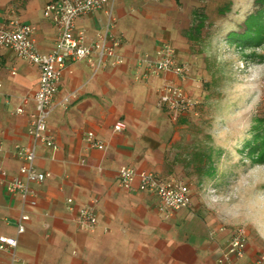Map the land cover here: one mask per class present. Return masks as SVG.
I'll use <instances>...</instances> for the list:
<instances>
[{
	"label": "crops",
	"instance_id": "obj_1",
	"mask_svg": "<svg viewBox=\"0 0 264 264\" xmlns=\"http://www.w3.org/2000/svg\"><path fill=\"white\" fill-rule=\"evenodd\" d=\"M16 1L15 8L0 4V23L18 18L32 24L37 50L51 51L58 29L44 15L49 0ZM164 12L144 0H116L111 31L122 39L117 49L122 62L96 68V54L91 60L67 62L48 119V132L58 148L40 144L36 149V167L49 173L42 183L32 184L37 205H24L20 193L0 184V235H17V220L23 212L30 215L15 251H0V264H264V254L250 242L242 257L220 261L221 248L234 229L195 200L191 190L189 207L166 214L153 191H130L120 184L124 166L183 182L166 169L173 126L160 95L165 84L185 86L187 80L172 71L153 74L140 65L141 57L155 55L162 41H172ZM108 21L106 9L97 10L79 17L76 31L91 44L105 32ZM40 76L38 65L13 50L0 53V169L8 180L19 174L22 164L16 146L33 145L28 130ZM19 106L23 113L16 111ZM119 119L128 123L123 132L114 130ZM89 131L106 147H92ZM83 204H92L97 212L93 230L78 225Z\"/></svg>",
	"mask_w": 264,
	"mask_h": 264
},
{
	"label": "rangeland",
	"instance_id": "obj_2",
	"mask_svg": "<svg viewBox=\"0 0 264 264\" xmlns=\"http://www.w3.org/2000/svg\"><path fill=\"white\" fill-rule=\"evenodd\" d=\"M164 10L170 40L191 71L186 89L197 100L177 120L166 146V169L229 227L243 226L264 254V162L247 142L264 126V42L244 47L256 0H144ZM6 7L16 0H0ZM11 8V7H10ZM9 20V19H8ZM202 21V23H201Z\"/></svg>",
	"mask_w": 264,
	"mask_h": 264
},
{
	"label": "built area",
	"instance_id": "obj_3",
	"mask_svg": "<svg viewBox=\"0 0 264 264\" xmlns=\"http://www.w3.org/2000/svg\"><path fill=\"white\" fill-rule=\"evenodd\" d=\"M115 2L116 0H49L44 6V15L57 26L58 37L55 47L47 53L37 50L33 36L35 27L32 24L22 22L18 18H11L7 22L0 23V53L4 48H9L29 63L38 65L41 71L39 87L34 94L36 106L30 114L28 130L33 145L31 147L16 146V153L22 160L18 175L8 180L7 172L0 169V184H4L10 193H20L24 205L28 202L33 206L37 205V192L32 184L42 183L49 175L35 165L37 146L44 144L54 150L58 148L53 136L48 132V119L54 109V98L59 91V82L67 62L91 60L93 54L97 56L96 68L109 62L115 64L122 62L117 53L122 39L111 31ZM101 9H106L109 16L106 30L100 34L98 40L87 44L85 35L76 31V20ZM140 65H145L153 74L172 71L182 80H187L191 71L188 62L180 60L175 47L167 40L161 42L155 55L146 54L141 57ZM71 96L65 98V103L70 101ZM197 102L182 83H167L161 89L160 105L166 108L173 120L193 110ZM16 111L23 113L24 108L19 106ZM127 127L128 123L122 119L114 124L116 132H123ZM87 139L92 147L98 149L106 147L102 140L96 138L93 131L88 132ZM82 162H85L84 158ZM137 177L139 183L135 185ZM119 180L120 184L130 191H153L159 198V209L166 214L191 205L190 187L186 183L165 180L153 171H138L134 166H124L119 171ZM68 201L72 203L73 198H68ZM29 219L30 215L23 212L17 220V235H0V251H15L18 246V235L25 232V222ZM77 222L81 229L93 230L98 224L95 207L92 204L81 205ZM247 242L246 229L243 226L236 227L228 243L221 248L220 261L231 262L233 258L245 255Z\"/></svg>",
	"mask_w": 264,
	"mask_h": 264
},
{
	"label": "trees",
	"instance_id": "obj_4",
	"mask_svg": "<svg viewBox=\"0 0 264 264\" xmlns=\"http://www.w3.org/2000/svg\"><path fill=\"white\" fill-rule=\"evenodd\" d=\"M259 7L245 20L244 32L234 34L236 41L244 47H253L264 42V0H256ZM202 23V21H201ZM248 157L256 162H264V126L259 124L254 129L252 139L247 142Z\"/></svg>",
	"mask_w": 264,
	"mask_h": 264
}]
</instances>
